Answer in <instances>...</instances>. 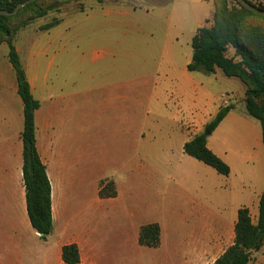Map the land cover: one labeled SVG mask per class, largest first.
<instances>
[{
    "label": "crops",
    "instance_id": "0c3cea01",
    "mask_svg": "<svg viewBox=\"0 0 264 264\" xmlns=\"http://www.w3.org/2000/svg\"><path fill=\"white\" fill-rule=\"evenodd\" d=\"M47 39L35 37L27 49H16L41 104L36 145L51 183L53 230L43 240L27 212L23 102L8 64L0 71V264H66L63 247L72 244L79 264H207L213 249L225 246L224 253L233 245L241 208L257 223L264 144L261 124L246 106L238 110L229 100L234 108L208 138V148L230 166L229 176L184 151L227 101L196 113L189 97L202 81L187 69L192 58L182 69L167 68L163 81L133 80L129 66H109L107 81L85 89L82 67L49 60ZM212 76L236 79L219 69ZM149 90L176 102V113L163 123L148 121L147 112L163 105ZM232 98L245 103L242 93ZM103 181L114 183L115 197L100 196ZM151 224L160 227L157 248L139 243L140 229Z\"/></svg>",
    "mask_w": 264,
    "mask_h": 264
},
{
    "label": "rangeland",
    "instance_id": "374dc122",
    "mask_svg": "<svg viewBox=\"0 0 264 264\" xmlns=\"http://www.w3.org/2000/svg\"><path fill=\"white\" fill-rule=\"evenodd\" d=\"M220 1L77 0L24 27L22 22L26 16L12 19V26L17 31L14 43L22 51L32 44L35 37H48L51 46L49 60L55 66L82 67L85 89L93 83L107 81L109 74L106 69L109 66H129L133 80L148 77L151 81H163L167 68L182 69L187 59L192 58V39L199 27L211 26L212 22L207 24L204 19L210 17L212 21ZM261 1L252 0L253 3ZM228 2L236 4L233 0ZM54 19L60 20L57 27L49 31L40 30L41 26ZM247 26L249 29L259 27L264 30V20L250 19ZM227 56L236 61L240 59L233 47L228 48ZM8 64V46L1 40L0 71L7 72L3 66ZM197 74L202 82L197 84L195 92L189 97V103L195 104L196 113L205 111L207 114V108L212 106L213 101L221 104L223 98L227 100L225 106L230 100L238 110L245 109L243 101L232 98V93H242V98L245 95L240 88L244 86L246 91V85L240 79L225 82L226 79H215L212 74ZM149 94L158 102H163L158 110L155 108L157 111L147 112L149 123H163L167 114L176 113V102L171 99V94L166 96L156 90H149ZM164 98L169 101L166 103ZM236 145L240 150L245 146L243 143ZM234 177L239 178L240 173L236 171ZM224 249L225 246L213 249L207 264L219 257ZM263 255L264 250L254 254L251 264H260Z\"/></svg>",
    "mask_w": 264,
    "mask_h": 264
},
{
    "label": "trees",
    "instance_id": "16d2710c",
    "mask_svg": "<svg viewBox=\"0 0 264 264\" xmlns=\"http://www.w3.org/2000/svg\"><path fill=\"white\" fill-rule=\"evenodd\" d=\"M26 0H0V10L13 11ZM77 0H37L22 8L15 16H0V41L8 46V59L12 65L18 85V93L23 102L24 125L21 133L23 143V181L26 189L27 212L32 227L43 240L52 233V198L51 183L46 166L42 162L36 145L35 115L41 104L31 92V86L21 63L19 53L14 43L17 33L12 26V19L25 18L23 27L36 19L43 18L53 10ZM208 2L209 0H204ZM230 5L228 0H221L215 9L211 26L200 27L192 39V60L188 64L189 72L214 74L218 69L229 78H238L246 85L245 106L247 113L258 120L262 127L264 144V30L259 27L247 26L250 19L264 20L250 10L242 7L236 0ZM253 6L264 10V0L253 3ZM60 24L54 19L40 27L41 31H49ZM233 47L240 59L227 56V50ZM233 105L223 106L216 117L208 123L203 133L196 135L184 145L187 155L197 159L216 170L220 175L229 176L230 166L208 148V138L217 129ZM117 194L111 181H103L100 185V196L113 198ZM160 227L158 224L143 226L140 229L139 243L149 248L160 245ZM264 247V192L260 199L259 217L256 224L252 222L248 208H241L235 225L233 245L213 264H250L253 254ZM63 260L66 264H79L80 251L77 245L63 247Z\"/></svg>",
    "mask_w": 264,
    "mask_h": 264
},
{
    "label": "water",
    "instance_id": "95a60500",
    "mask_svg": "<svg viewBox=\"0 0 264 264\" xmlns=\"http://www.w3.org/2000/svg\"><path fill=\"white\" fill-rule=\"evenodd\" d=\"M37 0H26L20 4H18L13 11L9 12L7 10H0V16H6V17H11V16H15L19 13V11L34 3ZM242 7L250 10L251 12H253L254 14L258 15V16H263L264 17V10L257 8L255 6H253L252 4H250L248 1L246 0H236Z\"/></svg>",
    "mask_w": 264,
    "mask_h": 264
}]
</instances>
